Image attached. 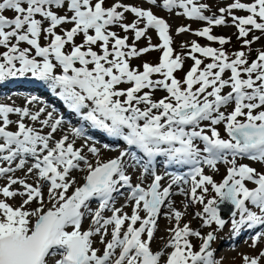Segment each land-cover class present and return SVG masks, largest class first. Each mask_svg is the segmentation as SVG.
<instances>
[{"label":"snow or ice","instance_id":"snow-or-ice-1","mask_svg":"<svg viewBox=\"0 0 264 264\" xmlns=\"http://www.w3.org/2000/svg\"><path fill=\"white\" fill-rule=\"evenodd\" d=\"M147 3L146 8L124 0H0V81L30 75L45 82L82 122L128 146L102 160L84 123L65 129L70 122L55 108L32 107L38 97L26 98L23 106L0 103V264H218L211 248L215 231L202 235L190 222L181 226L185 211L174 207V195L203 205L195 213L203 226L224 228L219 207L224 202L234 207V234L244 225L264 226V171L239 162L244 157L264 164V49L249 61L248 52L229 54L223 48L231 37L212 34L213 26H229L230 18L242 48L250 52L261 37L249 40V34L264 35V0H232L218 9L219 15H206L210 6L199 0ZM154 7L180 9L178 15L206 22L194 31L180 26L177 34L192 31L221 47L193 40L182 44L186 53L174 54L171 26ZM235 10L248 14L238 16ZM150 29L161 43L151 42ZM142 38L148 44L138 48ZM151 51L162 52L158 63L132 66V59ZM201 56L211 62L205 64ZM186 58L193 65L178 78L175 73L183 70ZM157 90L166 95L155 98ZM103 148L111 150L109 144ZM158 157L165 167L187 171L160 174ZM221 163L228 167L217 182L205 168L218 171ZM137 166L141 172L134 183L128 169ZM74 171L85 173L82 184ZM165 176L170 177L166 185ZM210 187L217 196L206 200ZM122 190L126 204L116 207L115 194L123 195ZM17 197L19 204L10 202ZM129 204L131 214L124 211ZM164 207L175 224L164 247L153 251ZM97 236L102 250L95 247ZM192 237L201 240L198 249ZM262 239L264 230L257 231L252 247ZM262 261L264 250L243 256L244 264Z\"/></svg>","mask_w":264,"mask_h":264},{"label":"rangeland","instance_id":"rangeland-1","mask_svg":"<svg viewBox=\"0 0 264 264\" xmlns=\"http://www.w3.org/2000/svg\"><path fill=\"white\" fill-rule=\"evenodd\" d=\"M111 2H112V0H108V3H111ZM124 2L136 4V5L142 4L146 8L150 6L147 3V0H124ZM199 2L207 3L210 6V9L207 10L210 14L216 13L217 15H219L218 9L220 7H224L227 4L231 3L232 0H199ZM153 11L158 16L165 18L171 26V33L170 34L173 36V48L175 50L174 54H182V53H186L188 51L187 48H182V44H184V43H187L190 45L191 42L193 40H195L202 45L205 41L207 42L206 38L196 36L193 34L192 31L181 33V34H177V31H176L177 28L180 26H190L191 29L194 31V30H197V29H200V28L206 26V22H204V21H197L196 22V21H194L191 18H188L186 16L178 15L177 13L181 11L180 9H174L172 12H169L168 10L163 9L162 7H154ZM235 14L238 16H243V15H247L248 13L244 10H235ZM127 19H128V21H131L133 19L132 14H127ZM65 27H70V25H65ZM113 30L120 32V35H122V36L125 34L122 31H120L119 28H114ZM212 34L217 35V36L222 35L225 37H231L230 42L223 45V48L229 54H231L235 51L244 50L245 52H248L249 61L256 59L258 51L261 49H264V35H262L259 31H255V30L249 34L247 39L251 40L253 36H260L261 39L254 42L251 45V51L250 52H249L248 47L245 46L242 48V40L237 38L238 31L234 26H231L230 18H229V26H213ZM127 35H129V37H130L129 43H132L133 42L132 41V33L129 32V33H127ZM148 36L151 37V42L153 44L161 43V41L158 39V36H157L155 30L150 29L148 32ZM81 40H82V36H78L76 38L77 43H80ZM41 42L44 43L43 39ZM136 44H137L138 48L145 47L148 44V40L145 38H142L139 42H136ZM209 44H214L215 47H217V48L221 47V45H219L218 42H210ZM23 46H26V45L22 44V47ZM161 54H162L161 51H151V52L143 55L140 58L132 59L131 64L133 67L140 66L145 61L156 64L159 62V58H160ZM197 55L200 56L199 54H197ZM209 62H211L210 59L204 58L205 64H207ZM192 65H193V61L190 58H186L184 61L183 70L177 71L175 73V75L178 78H182L185 75L186 70L188 71ZM201 67H203V65H201ZM141 71H142V67H141ZM153 78H157V77L154 76ZM128 86H130V85H121V87H128ZM227 90L228 89H225V91H227ZM164 95H166V93L163 91H160V90H157L154 93L155 98H160V97H163ZM5 103H12V102L6 101ZM227 110L230 111L231 107H229ZM11 118L13 120H16L17 116L15 114H12ZM13 126H15V125H13ZM220 130H221L222 136L227 138V134L224 131V128L222 125L220 126ZM77 145L79 146V144H77ZM120 150H117V152H114V154L113 153L108 154V151L103 152V153L101 152L100 158L102 160H107V159H109V157L113 158L119 154ZM92 161L93 162L95 161V157L93 158ZM239 162L240 163H249L251 166L256 167L258 171H264V164H262L261 162H253V161L245 160L242 158L239 159ZM227 167H228V165L221 163L218 165V171L212 170L209 168H206L205 171H207V173H211L217 182H222V178L226 174V168ZM84 175H85V173L80 172V176L77 177L78 183H80V184L83 183V176ZM132 175L136 178L138 176L136 173H132ZM148 182H150V181H146V183H148ZM247 183H248L249 187H254L249 182H247ZM214 196H217V194L210 187L209 193L206 196V200L211 199ZM19 199L20 198L17 197L15 200H19ZM180 199H182L181 200L182 207H180L177 204H175L174 207L177 209L179 208V210H181V211H185V215L180 222L181 226H183V224L187 223V222H190L191 227L196 229V230H199V227L201 226L202 229H204V232L202 235H206L209 231H215L216 241L214 242L213 250H214V258L218 261V264H244V262H243V256L244 255L255 256L261 250H264V241H260L257 247H252L253 241H251L249 243L240 244V245H238L239 246L238 248H237V246L232 247L231 244H229L230 247L227 246L226 244H224L226 242V241H224L226 236L224 237L223 235H225V233H234V230L232 228V223H231L232 219H230L226 223V225L224 226L223 229L217 228L216 225L204 227L202 225V218L195 216L196 212H202L203 211V208H202L203 205L202 204H194V205L189 204L188 200L184 196H180ZM19 202H20V200H19ZM185 205H188L186 210H185ZM32 207L34 208V207H36V205L33 204ZM94 208H96V207H93V209ZM124 211L131 214V211H132L131 205H129V210H124ZM236 219H239V215L236 216ZM174 224H175L174 220H170L169 218H166V217L162 218L161 221H159L158 230L155 233V238H154L152 245H151L152 249L154 251L159 250V249L164 247L165 242L168 241V239L171 235L167 230L170 227H172ZM83 226L85 229L88 228L89 221L85 220V223ZM96 243L100 246L99 248L102 250L103 244L100 243L99 236L95 237V244ZM200 243H201V240L199 238H196V244L195 245L197 246V249H198V246ZM221 243H223L224 245H220ZM261 264H264V261H262Z\"/></svg>","mask_w":264,"mask_h":264},{"label":"bare ground","instance_id":"bare-ground-1","mask_svg":"<svg viewBox=\"0 0 264 264\" xmlns=\"http://www.w3.org/2000/svg\"><path fill=\"white\" fill-rule=\"evenodd\" d=\"M16 86H18V87H21V88H26V86H25V84H23V85H19V84H16ZM18 98V96H15V98H14V100H16ZM19 98H23V97H19ZM27 98V96L25 97V98H23V99H18V100H16V101H19V105L20 106H23L24 105V103H25V100L24 99H26ZM44 106V103L43 102H39V103H35L34 105H32V107H40V106ZM49 110V109H48ZM51 111V110H50ZM78 118V117H77ZM67 128H69V126H67V125H65V129H67ZM78 141H79V139H78ZM114 152H115V149L114 148H112V150H111V153H113L114 154ZM117 152V151H116ZM74 175L76 176V178H77V176H80V172L79 171H75V173H74ZM170 181V177H169V180H166V182H164V184L166 185L168 182ZM176 188V186H174L173 187V191H174V189ZM20 200V199H19ZM172 200L174 201V204H176V203H181L180 202V200H179V197H178V195H174L173 197H172ZM182 200V199H181ZM11 203H13V204H16L17 203V201H15V200H13V201H10ZM178 205V204H177ZM95 209V208H94ZM166 209H168L167 207H164L162 210H166ZM179 209V208H178ZM169 211V210H168ZM188 214V213H187ZM225 241V240H224ZM160 242V241H159ZM165 242V241H164ZM166 243V242H165ZM167 252H170V248H168L167 249Z\"/></svg>","mask_w":264,"mask_h":264},{"label":"water","instance_id":"water-1","mask_svg":"<svg viewBox=\"0 0 264 264\" xmlns=\"http://www.w3.org/2000/svg\"><path fill=\"white\" fill-rule=\"evenodd\" d=\"M219 207L223 216H225L227 213H231L234 210V207L228 202L219 204Z\"/></svg>","mask_w":264,"mask_h":264}]
</instances>
